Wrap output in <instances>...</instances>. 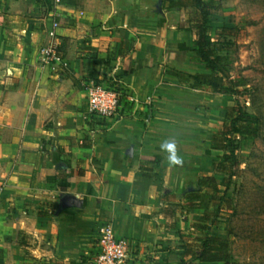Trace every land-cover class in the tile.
I'll return each instance as SVG.
<instances>
[{
    "label": "crops",
    "instance_id": "obj_1",
    "mask_svg": "<svg viewBox=\"0 0 264 264\" xmlns=\"http://www.w3.org/2000/svg\"><path fill=\"white\" fill-rule=\"evenodd\" d=\"M176 1L64 0L66 68L52 73L39 63L49 1L0 0V264H90L103 223L135 242L141 260L178 264L167 260L181 253L179 232L203 211L186 209L183 222L165 210L175 198L186 207L188 185L215 174L208 116L226 117L231 97L189 88L185 78L207 70ZM86 77L118 82L139 105L120 119H86ZM164 142L182 164H169ZM152 157L162 163L146 176Z\"/></svg>",
    "mask_w": 264,
    "mask_h": 264
},
{
    "label": "rangeland",
    "instance_id": "obj_2",
    "mask_svg": "<svg viewBox=\"0 0 264 264\" xmlns=\"http://www.w3.org/2000/svg\"><path fill=\"white\" fill-rule=\"evenodd\" d=\"M205 1L212 5V32L224 25L236 27L239 31L235 51L227 56L231 76L241 82L240 94L230 96V104L238 102L242 105L247 115L256 120L258 127L257 136L243 139L237 152L236 176L227 192L232 199L233 210L222 212L220 220L215 222L221 230L213 229L211 233L228 242L236 264H264V0ZM224 120L225 112L208 116V124L212 125L210 135L222 129ZM212 152L215 153L212 156L215 160L221 156ZM212 176L217 183L225 178V175L216 172ZM175 200V203H181L176 210L180 216L177 219L188 221L187 201H184L186 207H183L182 198ZM210 210L213 211L211 206ZM181 234L186 239H193V236H188L189 232L182 231L179 232L180 241ZM140 261L141 264H152L155 260ZM80 264L86 263L81 261Z\"/></svg>",
    "mask_w": 264,
    "mask_h": 264
},
{
    "label": "trees",
    "instance_id": "obj_3",
    "mask_svg": "<svg viewBox=\"0 0 264 264\" xmlns=\"http://www.w3.org/2000/svg\"><path fill=\"white\" fill-rule=\"evenodd\" d=\"M170 7L184 9L187 12L190 25L188 30H192L197 36L196 60L207 70L204 74L190 75L185 78V81L189 82V88L192 90L209 88L217 94L239 95L241 82L231 76L227 65V56L236 48L238 29L224 25L212 32L210 27L212 5L203 0H177ZM226 110L222 129L214 132L211 139L212 150L221 154L213 162L214 171L225 175V178L221 183H217L214 176L202 177L195 186L190 185L186 189L187 209L202 210L204 213L191 226L188 236H193V239H186L184 234H181V253L171 255L167 262L178 264L237 263L231 254L228 242L211 232L213 229H220L219 224L215 222L220 220L222 212L233 210V202L227 192L231 181L236 176L237 152L241 148L243 139L257 136L258 127L256 120L249 117L245 108L238 102L228 106ZM145 160L148 167L144 166L142 170L146 172L144 173L146 176L154 168L160 167L162 163L158 157ZM210 206L213 211L210 210ZM178 208H180L179 204H173L165 211L172 215Z\"/></svg>",
    "mask_w": 264,
    "mask_h": 264
},
{
    "label": "built area",
    "instance_id": "obj_4",
    "mask_svg": "<svg viewBox=\"0 0 264 264\" xmlns=\"http://www.w3.org/2000/svg\"><path fill=\"white\" fill-rule=\"evenodd\" d=\"M63 3L64 0H49L50 14L53 18L51 28L48 30L50 42L39 52L40 66L52 73H58L66 68L57 37V30L60 27L59 8ZM82 84L87 103L85 118L89 120L104 123L120 119L135 111L140 103L118 82L105 83V80L86 77ZM146 103L151 104V99L148 98ZM93 249L90 264H141L138 245L130 239L117 237L109 223L99 226Z\"/></svg>",
    "mask_w": 264,
    "mask_h": 264
},
{
    "label": "clouds",
    "instance_id": "obj_5",
    "mask_svg": "<svg viewBox=\"0 0 264 264\" xmlns=\"http://www.w3.org/2000/svg\"><path fill=\"white\" fill-rule=\"evenodd\" d=\"M161 150L166 152L167 159L170 165H180L182 160L176 155L175 144L173 142H164L160 145Z\"/></svg>",
    "mask_w": 264,
    "mask_h": 264
},
{
    "label": "water",
    "instance_id": "obj_6",
    "mask_svg": "<svg viewBox=\"0 0 264 264\" xmlns=\"http://www.w3.org/2000/svg\"><path fill=\"white\" fill-rule=\"evenodd\" d=\"M128 155L130 157L133 156V149L132 148L128 151ZM66 203H73V205L78 206V203L75 202L74 200H72L70 197H65V204ZM65 204H64V207L66 206Z\"/></svg>",
    "mask_w": 264,
    "mask_h": 264
}]
</instances>
